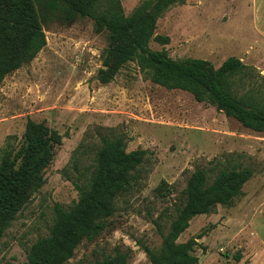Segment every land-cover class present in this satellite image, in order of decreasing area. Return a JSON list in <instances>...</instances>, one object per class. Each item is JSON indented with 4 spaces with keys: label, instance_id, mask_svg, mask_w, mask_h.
Segmentation results:
<instances>
[{
    "label": "rangeland",
    "instance_id": "rangeland-1",
    "mask_svg": "<svg viewBox=\"0 0 264 264\" xmlns=\"http://www.w3.org/2000/svg\"><path fill=\"white\" fill-rule=\"evenodd\" d=\"M129 15L143 0H120ZM46 46L0 85V151L20 140L28 119L62 136L45 183L17 215L0 241V264H23L27 249L48 234L53 207L77 200L75 182L91 166L100 137L124 135L127 152L146 150L139 183L118 198L106 230L83 241L66 264H89L113 249L131 250L128 264H150L142 250L159 247L174 216V203L190 174L216 163L249 167L253 177L230 207L193 218L178 242L196 239L197 264H264V132L257 133L198 103L191 94L167 90L126 64L109 84L96 75L102 66L105 33L92 22L44 25ZM155 33L169 38L174 60L195 58L218 68L230 57L264 77V0H176L157 21ZM264 90V82L255 81ZM75 164L77 167H75ZM76 168V169H75ZM165 181L171 191H155Z\"/></svg>",
    "mask_w": 264,
    "mask_h": 264
},
{
    "label": "trees",
    "instance_id": "trees-1",
    "mask_svg": "<svg viewBox=\"0 0 264 264\" xmlns=\"http://www.w3.org/2000/svg\"><path fill=\"white\" fill-rule=\"evenodd\" d=\"M176 0H143L125 15L120 0H0V85L5 77L31 62L46 46L44 25H69L78 19L92 22L95 33H105L106 47L96 79L102 85L114 80L128 63H135L146 79L167 90H181L198 103L214 107L253 132H264V90L255 81L264 77L238 58L226 59L218 68L202 59L174 60L149 43L167 45L169 38L155 33L157 21ZM62 136L43 122L28 119L20 140L9 141L0 151V241L17 215L45 183ZM148 152H127L124 135L100 137L85 179L75 182L78 197L69 207L55 204L48 234L28 249L23 264H66L83 241L91 242L106 230L116 201L140 179ZM75 167L76 164H75ZM76 169V168H75ZM252 168L216 163L197 168L188 177L174 203V216L159 247H142L150 264H197L196 239L178 242L190 221L230 207L243 195L253 177ZM170 194L165 181L155 190ZM131 250L119 247L113 254L89 264H128ZM242 256H233L239 264ZM10 264V263H7Z\"/></svg>",
    "mask_w": 264,
    "mask_h": 264
}]
</instances>
